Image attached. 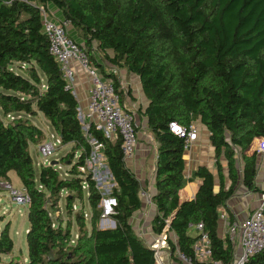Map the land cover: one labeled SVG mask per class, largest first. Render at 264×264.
<instances>
[{"label": "trees", "instance_id": "trees-1", "mask_svg": "<svg viewBox=\"0 0 264 264\" xmlns=\"http://www.w3.org/2000/svg\"><path fill=\"white\" fill-rule=\"evenodd\" d=\"M50 4L71 21L90 54L96 42L108 61L140 77L149 103L139 115L158 143L154 231L162 233L170 219L168 234L176 236V242L169 239L171 251L179 250L196 264L197 236L189 225L202 222L213 258L230 262L236 248L219 236V209L225 207L233 221L228 202L241 184L264 192L257 180L264 152L253 145L264 139V0H0V110L5 117L15 114L13 120L0 115V181H10L9 172L15 171L30 197L28 259L21 264H155V250L131 222L142 207V184L125 161L121 139L106 138L92 126L91 133L105 144L114 183L110 193L118 201L111 216L114 227L99 225L103 193L90 172L79 171L91 154L79 101L66 88L42 30L41 8L49 10ZM108 76L129 109L118 77L114 72ZM39 112L61 144H72V152L63 158L69 161L68 177L51 164H42L37 172L30 144L40 141L42 131L29 116ZM197 119L210 132L219 189L214 173L200 166L194 172L201 180L195 197L181 200L186 147L169 122L188 126ZM64 192L70 216L65 222L51 213ZM85 197L90 224L83 207L73 210L74 202ZM13 248L5 225L0 262ZM245 264H264V250Z\"/></svg>", "mask_w": 264, "mask_h": 264}, {"label": "built area", "instance_id": "built-area-1", "mask_svg": "<svg viewBox=\"0 0 264 264\" xmlns=\"http://www.w3.org/2000/svg\"><path fill=\"white\" fill-rule=\"evenodd\" d=\"M42 30L49 39V51L53 55L56 62L60 66L63 77L66 80V88L70 89L77 97L75 89V63L80 65L89 77V99L87 110L83 111L79 108V114L83 116L82 124L91 146L90 157L86 161V166H79L82 174L89 172L92 166L96 167L95 162L104 157L105 144L91 133L94 126L97 130L103 132L106 138L111 140L120 138L121 149L125 161L129 160L138 147L139 123L136 113L130 109H126L121 104V96L112 78L107 77L101 69L94 63L91 54L84 43L76 40L69 28L71 21L65 17H55L46 8H41ZM15 114H8L7 119L13 120ZM170 130L183 137L186 149L198 138L199 126L192 121L185 126L178 121L169 122ZM261 145L255 147L258 151L264 152V139L259 138ZM61 145V138L55 141L40 144L39 151L44 157L52 155L57 147ZM52 162V161H51ZM47 161L46 164H50ZM45 164V163H44ZM108 177L111 176L110 170ZM68 175V173H66ZM92 174V173H91ZM112 177V176H111ZM92 179L97 180V176L92 174ZM8 183V181H6ZM97 183V182H96ZM88 184L84 182L83 187L87 188ZM97 187L101 190V181L97 183ZM13 201L17 204L25 205L30 203V197L24 188H14L8 183ZM102 191V190H101ZM103 193V192H102ZM117 197L109 193H103L100 206L102 208V219L111 218L115 213L117 206ZM264 192L259 198L256 207L241 220H229L228 213L225 209H219L220 221L226 226V235L229 241L235 245V252L230 262L213 258V250L208 234L204 230L202 222L191 223L190 229L196 231L197 240L193 248L196 264H245L250 256L264 250ZM170 219H166V227L160 237L151 247L155 250V264L163 263V254L166 250L171 249L169 240L167 239ZM113 223V221H112ZM104 226V224H103ZM108 227L104 226L103 228ZM113 227V226H112ZM180 258L191 264H195L191 258L177 250Z\"/></svg>", "mask_w": 264, "mask_h": 264}, {"label": "crops", "instance_id": "crops-1", "mask_svg": "<svg viewBox=\"0 0 264 264\" xmlns=\"http://www.w3.org/2000/svg\"><path fill=\"white\" fill-rule=\"evenodd\" d=\"M49 11L55 17H62L61 12L53 5L48 6ZM69 32L74 36L79 42L84 43V41L78 36L76 30L70 26ZM109 54H112V51H108ZM91 54L94 57V60L98 63V67L101 71L107 76L114 72L118 77L121 88L125 92L124 96V105L134 111L138 118L140 119L141 126L138 130L139 143L135 151V154L126 161L127 165L135 172L138 179L142 184V207L138 210L131 222L133 227L138 234V236L149 246L152 243L156 242L160 237V233H156L153 228L154 219L157 215V205L154 201V196L156 195V178H157V158H158V143L155 140L153 134L149 131L146 126V118L140 117L139 113L144 111L148 105V100L144 94L143 87L141 84L140 77L134 73H130L124 68H119L112 64L106 57L102 55L101 52L97 49V43L94 42L91 50ZM105 70V71H104ZM75 89L77 92V99L79 101V108L83 111L87 110L88 99H89V77L86 74L85 70L75 63ZM108 74H106V73ZM131 87V89L129 88ZM199 126V136L198 138L185 150L184 160H185V185L179 191V197L181 200L193 199L199 189L201 180L196 178L194 172L200 166L208 167L215 175V186L216 189H219V178L217 175L216 165H215V156H214V147L210 140V132L206 125H204L200 119L195 120ZM139 123V122H138ZM116 139H113L115 141ZM254 145V143H253ZM255 147V145H254ZM224 173H225V183L226 186L230 185V180L227 177V164L223 161ZM108 179L112 180V177L109 176ZM258 179V175H257ZM259 185L261 181H258ZM264 185V181L262 182ZM110 185H114L112 182ZM264 188V186L262 187ZM237 193L229 200L230 209L238 208L240 210L239 214H246L247 208L251 205L255 207L259 202L261 194L254 193L245 188L242 184L238 187ZM237 203V204H235ZM225 207H221V209ZM254 208H252L253 210ZM251 210V211H252ZM228 213V211L226 210ZM234 213V211H233ZM236 214V213H235ZM229 216V213H228ZM245 216V217H246ZM244 217V218H245ZM230 220V219H229ZM226 226L220 221L219 224V236L225 238L226 235ZM193 235H196L195 230H191ZM173 234L174 233H170ZM175 236V235H174ZM176 239V236H175ZM162 264H191L180 258L177 250L172 252L171 249H168L163 254V263Z\"/></svg>", "mask_w": 264, "mask_h": 264}, {"label": "rangeland", "instance_id": "rangeland-1", "mask_svg": "<svg viewBox=\"0 0 264 264\" xmlns=\"http://www.w3.org/2000/svg\"><path fill=\"white\" fill-rule=\"evenodd\" d=\"M131 89V87H129ZM0 115L2 116L1 110ZM79 117L81 119V122L83 120V116L79 114ZM4 120H7L5 116H2ZM29 118L32 120V122L41 129L42 131V137L38 143H31L30 144V153L33 157L35 167L37 169V172L39 171V168L42 164H46L47 161H58L55 166L56 168L61 172V175L64 177H68L67 175V169H69V161L63 162V158L72 152V144H61L57 147L56 151L47 157H44L41 152L39 151V146L42 143L55 141L56 138H60L58 134L53 130L50 122L48 119L44 116L43 113L39 112L36 116H29ZM139 122V128L141 126L140 119L138 118ZM195 123L198 125V123L195 121ZM138 128V130H139ZM255 147H258L261 145L260 140L254 141ZM104 155V154H103ZM78 155H75L73 161L77 160ZM96 167L92 166L89 170L90 173L95 174L97 176L96 182L98 183L101 181L102 187L101 190L103 193H109L112 185V180L108 179V173H107V162L105 157L101 160H97L95 162ZM10 176V183L14 188L21 189L23 188L22 183L17 176L15 171L9 172ZM258 181L260 182V186L263 187V181H264V154L261 155V162L259 166V172H258ZM8 183L3 180L0 181V231L5 225H9V231L10 235L14 240V248L11 253L9 254H3L2 255V261L0 264H21L24 263L28 259V243H27V230L30 226V222L28 219V211H29V205H21L17 204L15 201H13L10 190L8 188ZM259 183V182H258ZM237 193V192H236ZM66 196V192L63 193V198L59 202V208L53 210L51 213L53 216L62 217V220L65 222L70 216L69 213L66 210V201L64 197ZM237 204V203H235ZM83 207L85 209V217L88 224L89 223V217H90V206L87 201V198L85 197V200L83 202L76 200L74 202L73 210L76 212L79 208ZM256 207V206H255ZM252 205L247 208V213L249 214L252 210ZM230 211L233 213L234 219L241 220L243 219L246 214L242 216V213L238 208L236 209H230ZM236 213V214H235ZM104 226L112 227V219H102ZM101 221V220H100ZM100 225V222H99ZM72 233L76 237V234L78 232V224L74 223V226L72 227ZM171 238L172 241L176 242L175 236L173 234H169L167 236V239L169 240Z\"/></svg>", "mask_w": 264, "mask_h": 264}, {"label": "water", "instance_id": "water-1", "mask_svg": "<svg viewBox=\"0 0 264 264\" xmlns=\"http://www.w3.org/2000/svg\"><path fill=\"white\" fill-rule=\"evenodd\" d=\"M57 162H58V161L53 160L50 164H51V165H55ZM108 171H109V168H108ZM114 225H115V222L113 221V227H114ZM100 227H101V228L104 227L102 222L100 223Z\"/></svg>", "mask_w": 264, "mask_h": 264}]
</instances>
